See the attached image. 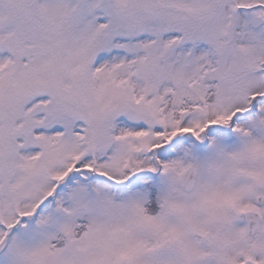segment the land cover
I'll return each instance as SVG.
<instances>
[{"label":"snow or ice","instance_id":"6c2138e0","mask_svg":"<svg viewBox=\"0 0 264 264\" xmlns=\"http://www.w3.org/2000/svg\"><path fill=\"white\" fill-rule=\"evenodd\" d=\"M0 264H264V0H0Z\"/></svg>","mask_w":264,"mask_h":264}]
</instances>
